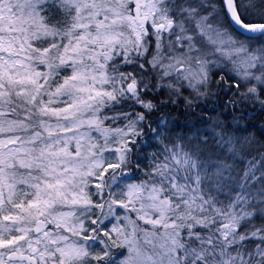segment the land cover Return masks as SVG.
<instances>
[{
    "label": "snow or ice",
    "instance_id": "1",
    "mask_svg": "<svg viewBox=\"0 0 264 264\" xmlns=\"http://www.w3.org/2000/svg\"><path fill=\"white\" fill-rule=\"evenodd\" d=\"M0 264H264V0H0Z\"/></svg>",
    "mask_w": 264,
    "mask_h": 264
}]
</instances>
